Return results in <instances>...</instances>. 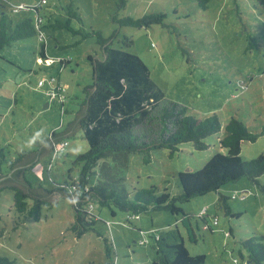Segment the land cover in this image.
Here are the masks:
<instances>
[{"label":"rangeland","instance_id":"obj_1","mask_svg":"<svg viewBox=\"0 0 264 264\" xmlns=\"http://www.w3.org/2000/svg\"><path fill=\"white\" fill-rule=\"evenodd\" d=\"M121 1L0 0V16L7 13L19 21L35 16L32 7L40 6L45 24V56L40 55L39 36L14 41L0 51L2 171L8 170L18 153L39 149L38 140L48 138L51 131H63L74 118L83 88L92 83L87 56L102 57L97 32L114 47L122 46L124 37L130 38L131 44L124 49L144 61L165 100L185 106L197 118L216 113L221 130L208 136L204 140L207 147L201 150L184 142L172 156L165 148L152 149L149 155L129 153L126 163L110 156L94 168L89 185L96 183L105 163L124 178L129 192L154 185L176 195L180 192L178 172L199 170L216 153H228L219 139L225 136L224 126L232 117L259 134L255 141L240 142L239 156L250 160L264 155V10L258 2L209 0L203 8L198 0ZM14 6L19 11L12 12ZM151 13H164L163 23L133 27L118 21ZM56 19H69L71 30L49 26ZM253 42L256 47L250 46ZM61 59L69 62L61 66ZM51 78L63 88L62 99L49 97ZM39 80L44 84L38 85ZM135 130L152 137L158 125L144 122ZM63 139L66 147L56 159L46 153L27 170L26 177L33 184L51 188L68 176H78L80 164L75 160L88 149V143L81 129ZM148 156L149 161H144ZM259 180L264 183V174ZM220 192L229 196L228 204L239 217L224 212L216 191L176 201L190 215L196 235V242H190L180 214L148 210L129 220L127 213L95 200L91 202L99 221L77 237L71 229L74 209L69 199L59 197L34 221L21 217L13 207L12 190L2 189L0 256L9 264H151V232L178 228L189 254L204 255L205 264H250L240 242L255 234L264 236V197L246 177L225 184ZM213 216L217 224L212 223Z\"/></svg>","mask_w":264,"mask_h":264},{"label":"trees","instance_id":"obj_2","mask_svg":"<svg viewBox=\"0 0 264 264\" xmlns=\"http://www.w3.org/2000/svg\"><path fill=\"white\" fill-rule=\"evenodd\" d=\"M208 1L198 0V4L206 8ZM256 1L264 10V0ZM123 2L124 0L121 1ZM39 8L40 6L32 7L35 16L19 21H14L7 13L1 14L0 51L14 41L40 34L44 36L42 30L45 24L39 15ZM70 11L72 15H77L72 8ZM164 18V13H151L139 18L126 16L118 21L121 25L148 27L151 24L163 23ZM49 26L71 30L69 19H56L49 23ZM72 31L76 32L73 29ZM97 38L102 47V57L87 56L92 68V83L83 88V97L78 103L74 118L63 131H51L48 138L38 140L39 149L18 153L8 164L7 171H2L0 162V190H12L13 207L21 217L38 221L44 207L55 205L54 195H58V198L65 197L71 201L74 209L71 229L80 237L99 221L93 208H90L91 201L95 200L103 206H114L128 216L148 210L180 214L188 240L196 242L190 215L184 213L175 204L176 201H188L193 197L216 191L217 203L224 212L229 216L239 217L240 213H234L228 204L229 196L221 193L220 189L225 184L243 177L255 185L264 197V183L259 180L264 174V155L250 160H243L239 156L240 142L255 141L259 134L249 131L243 122L234 117L224 126L225 136L219 139L220 145L227 148L228 153H216L199 170L178 172L180 192L176 195L166 189L160 190L154 185L134 188L129 192L124 185V178L118 176L105 163L99 168L96 183L89 185V176L94 168L101 160L110 156L126 163L129 153L143 152L149 155L152 149L157 148L168 149L169 155L172 156L178 150V145L184 142H190L195 149L201 150L207 147L204 140L221 130L216 113L197 118L188 114L185 106L165 100L163 91L151 80L144 61L124 49L131 44L130 38L124 37L120 47L107 43L100 32H97ZM44 39L45 36L40 40L41 56H45ZM250 46L256 47V42ZM68 62L69 60L61 59L60 65L64 66ZM144 122L156 123L157 134L152 137L138 134L135 129ZM76 129L82 130L88 143V149L78 154L75 160L80 164L78 176L74 179L68 176L62 183H54L51 188L33 184L26 177L27 170L38 161L43 152L50 153L56 142L64 140L66 134ZM261 133H264V129ZM144 161H149V156L144 158ZM203 216L200 215V218L203 219ZM215 217L213 216L212 220ZM231 232L229 230V234ZM151 238L154 250L151 264H205L204 255L189 254L178 228L159 231L158 238ZM240 243L247 252L246 257L250 264H263V235L255 234ZM106 251L108 254V246ZM0 264H9V261L0 256Z\"/></svg>","mask_w":264,"mask_h":264},{"label":"built area","instance_id":"obj_3","mask_svg":"<svg viewBox=\"0 0 264 264\" xmlns=\"http://www.w3.org/2000/svg\"><path fill=\"white\" fill-rule=\"evenodd\" d=\"M42 2H45V0H42ZM19 9H20L19 6H14L12 10H13L14 12H17V11H19ZM38 21L40 22V19H38ZM43 37H44V36H43L42 34L39 35V38H40V39H42ZM44 82H45V81H43V80H39L38 85H43ZM50 82H51V84H52V88H51L50 91L48 92L49 97H50L51 99H54V98H56V97L62 99V97H63V96H62L63 88L60 87V86L56 83V79H55V78H51ZM54 82H55V83H54ZM66 144H67V142H66L65 140H61V141H59L58 143L56 142V143L54 144V150H52V151L50 152V156L52 157V160H54V159H56V158L58 157V155L60 154V152H62V151L65 149ZM233 197H234V196H233ZM90 208H93V204H92V203L90 204ZM205 211H206V209H204L203 212H205ZM129 216H131V217H130L131 219H129V220L137 219V218L139 217L138 214H131V215H129ZM129 220H128V221H129ZM128 221H127V223H128ZM212 223H213V224H217V218H216V217L212 220ZM151 236H153L155 239L158 238V232H156V231L151 232Z\"/></svg>","mask_w":264,"mask_h":264},{"label":"water","instance_id":"obj_4","mask_svg":"<svg viewBox=\"0 0 264 264\" xmlns=\"http://www.w3.org/2000/svg\"><path fill=\"white\" fill-rule=\"evenodd\" d=\"M77 130H78V129L74 130V132H72V133L69 132V133L66 134L65 136H68V135L74 134ZM65 136H64V137H65ZM52 150H54V148H53ZM52 150H51V151H52ZM46 153H47V152H43L39 158H41L42 156H44ZM8 175H10V173H8ZM64 198H65V197H64ZM53 200H56V201H57V200H58V195H54V196H53Z\"/></svg>","mask_w":264,"mask_h":264}]
</instances>
